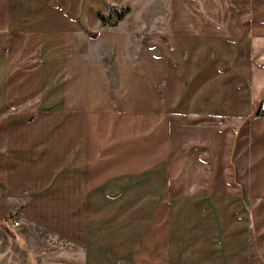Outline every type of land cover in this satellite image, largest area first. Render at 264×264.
I'll use <instances>...</instances> for the list:
<instances>
[{"label":"crops","instance_id":"0c3cea01","mask_svg":"<svg viewBox=\"0 0 264 264\" xmlns=\"http://www.w3.org/2000/svg\"><path fill=\"white\" fill-rule=\"evenodd\" d=\"M134 1L0 0V264H264V0Z\"/></svg>","mask_w":264,"mask_h":264},{"label":"rangeland","instance_id":"374dc122","mask_svg":"<svg viewBox=\"0 0 264 264\" xmlns=\"http://www.w3.org/2000/svg\"><path fill=\"white\" fill-rule=\"evenodd\" d=\"M125 1H129V0H124ZM144 2V3H151L154 2L155 0H135L133 5H129L132 8V12L129 14L128 17V22L133 23V22H137L138 21V17H139V13L141 12V8H139V3ZM142 3V4H144ZM127 5L121 6V7H117L114 8L113 6H109L106 10V12L99 14L98 18L100 19L101 17L104 18L106 20V22L109 24L110 21L114 22H119L120 20H118L117 18V13H123V17L130 11V8H128ZM127 7V8H126ZM114 10V13L111 15L110 14V10ZM152 13V12H150ZM154 14V12H153ZM122 17V18H123ZM159 17V13L155 12V15L153 18H158ZM115 18V19H114ZM101 22V19H100ZM102 24V22H101ZM116 25V24H115ZM114 25V26H115ZM105 26V25H103ZM113 27V26H111ZM92 31V30H90ZM93 31H95V28H93ZM92 31V32H93ZM143 40V36H141V38ZM136 60L135 57L130 58L129 61L132 62ZM105 150V154H104V161L106 163H109L113 161V149H104ZM125 150L126 149H122ZM117 153H122L117 152ZM146 154V153H143ZM101 156V155H100ZM146 156H150V154H147ZM173 154L171 153L170 150L166 151L163 156L158 155L155 158V155H152V160L153 161H148V162H153L151 165L146 166L145 164H143L140 167L137 168H126L123 169L121 171H116L115 173H112L110 175H108V177L110 178H114L119 180V183L121 185V191L123 194H128L130 193V190L132 191V193L135 192H139V191H143L145 189L146 184L156 181L157 179H159L161 176L167 177L168 178H175V175L170 171V165L172 164V162L174 161L173 159ZM110 163V165H111ZM96 165V164H95ZM108 164H106L107 166ZM135 166V164L130 163L127 166ZM168 165V170H163L162 167L163 166H167ZM95 167V166H94ZM95 169V168H94ZM90 172L94 173L96 172V169ZM129 185V186H128Z\"/></svg>","mask_w":264,"mask_h":264},{"label":"trees","instance_id":"16d2710c","mask_svg":"<svg viewBox=\"0 0 264 264\" xmlns=\"http://www.w3.org/2000/svg\"><path fill=\"white\" fill-rule=\"evenodd\" d=\"M114 13V10L112 9V10H110V14L112 15ZM122 17H123V13H117V18H118V20H121L122 19ZM101 19V22H102V25H107V22H106V20L104 19V18H100ZM117 21V20H116ZM116 21H114V22H112V21H110L109 22V25L110 26H114L115 24H116ZM90 34V36L91 37H95L96 35H95V33H89ZM12 215H10V217H11Z\"/></svg>","mask_w":264,"mask_h":264},{"label":"built area","instance_id":"2783aa9c","mask_svg":"<svg viewBox=\"0 0 264 264\" xmlns=\"http://www.w3.org/2000/svg\"><path fill=\"white\" fill-rule=\"evenodd\" d=\"M11 109H13V107H11ZM9 222H10L11 226H17L18 225V221L15 219V217H10Z\"/></svg>","mask_w":264,"mask_h":264}]
</instances>
